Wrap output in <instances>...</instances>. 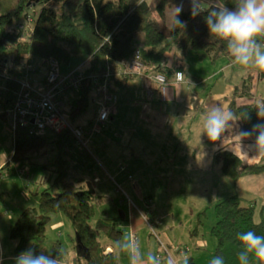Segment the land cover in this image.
I'll list each match as a JSON object with an SVG mask.
<instances>
[{
    "label": "trees",
    "instance_id": "trees-1",
    "mask_svg": "<svg viewBox=\"0 0 264 264\" xmlns=\"http://www.w3.org/2000/svg\"><path fill=\"white\" fill-rule=\"evenodd\" d=\"M181 2L184 11L179 19L186 23V28H178L174 20L171 26H167V8ZM220 3L234 7L230 0H220ZM35 6L40 8L36 11L34 29L30 34L12 27L23 14L25 17L29 8ZM210 7L205 4L204 11ZM204 15L206 13L196 17L191 15L190 0H0V62L7 59L10 63L8 74L0 76V86L8 89L5 103L8 104L20 88L22 64L27 55L37 63L34 74L39 67L47 69V61L52 57L60 61L61 72L64 73L62 66H69L73 57L65 41L67 28L74 30L78 52L89 59V67L85 69L87 74L100 71L104 66L100 65L101 60L127 62L137 52L149 70L173 77L181 66L169 70L164 66L168 54L174 50L182 56L194 52L216 63L229 55L225 43L210 36ZM142 34L144 43L139 47L137 40ZM261 43H264V38H261ZM124 81V77L114 76L111 91L115 94L117 85ZM251 88L250 81L245 80L241 88L235 89L228 107L238 118L246 117L241 120L244 129H250L258 122L257 105H239L236 98L251 96ZM92 92V85L86 81L79 90L70 93L66 111L74 123H79L77 118L87 112ZM0 118L6 120L4 116ZM93 121L87 126H91ZM93 136L85 147L68 130L50 131V135L45 132L39 136L29 135L23 128L16 131L14 153L3 168L12 162L32 163L31 154L39 153L49 144L57 153L53 186L35 192L38 206L22 209L9 230L10 238L16 243V256L30 247L37 253L41 252L53 216L62 213L75 233L79 250L77 264H120L123 254L117 251L116 245L123 240L125 231L122 226L127 219L120 215L109 217L103 210L92 223L97 216V202L105 198V195H97L93 182L83 177L87 163L95 160L90 149ZM237 156L229 150L215 152L214 161L225 177L237 180L245 174L264 173V159L260 163L245 164ZM214 209L217 222L211 229V236L216 240L215 257L223 256L225 264H240L238 255L242 245L237 239L238 234L252 230L264 236V221L256 222L254 206L238 195L218 200ZM249 264L260 262L251 257Z\"/></svg>",
    "mask_w": 264,
    "mask_h": 264
},
{
    "label": "crops",
    "instance_id": "crops-1",
    "mask_svg": "<svg viewBox=\"0 0 264 264\" xmlns=\"http://www.w3.org/2000/svg\"><path fill=\"white\" fill-rule=\"evenodd\" d=\"M86 64L89 67L87 57L76 67L81 66L83 68ZM177 66H181L179 70L184 73L185 80L179 84H171L166 99H163L156 82L149 84L141 75L124 76L125 81L117 85L115 93L120 89H126L128 92L126 97L118 99L117 113L104 123L103 129L112 126V123H114L112 121L117 117L122 132L118 135V139L123 141L118 158H127L129 155L133 157L132 169L123 166V164L117 167V177L121 181L120 185L124 184L133 193L139 192L142 194L144 187L142 188L141 183L132 176L137 172L144 174L145 171L143 169L141 171L137 166L139 162L143 161L142 155L144 153L141 152L147 151L152 165L155 164L157 167L155 174L170 173V177H166L170 178L171 182L181 178V180L186 181L187 188L211 194L217 191L223 192L224 190L222 188L218 189L217 186L218 183L223 182L224 187H228L230 190V194L238 195L254 206L255 211L258 210L260 213V222L264 221V173L245 174L237 180L225 177L220 166L214 161V154L218 150L229 149L213 145L206 135L202 136V119L209 108L213 105H221L229 111L228 107L235 89L241 88L245 80L251 83V96H238L236 98L237 104H264V72L254 68H242L234 64L230 56L220 59L216 63H212L209 58L199 56V61L194 64L190 61L188 54L182 56L180 53H169L164 67L169 70L177 68ZM71 69L72 67L64 69L63 72L66 73ZM45 73L46 68L39 67V70L32 76L33 82L44 81ZM137 76L143 78L144 85L143 100L140 104V100L134 98L137 96L133 95L132 91L133 89L141 90L142 88L139 84H137L139 86L130 84V81ZM169 76L173 78V75ZM148 85L154 88L153 95H149ZM132 99L134 100L131 101ZM91 120L93 119L89 118L86 121L88 123ZM130 122H133V125H129ZM239 127L244 129L242 121H239ZM245 143L250 142L246 141ZM230 146L226 145V147ZM103 148L106 149V147ZM181 148H186L189 151L186 156L179 155ZM235 150L245 164L260 163L264 159H251L242 154L238 148ZM251 155H254V153H249V156ZM162 157H165L166 163L159 159ZM165 164L172 166L171 169L166 171L161 169ZM100 168L102 169L101 172L105 170L104 167ZM90 170L95 177L99 178L98 183H102L103 176L97 171L98 169L91 168ZM106 170V175L111 176ZM224 177L231 182H226ZM106 183L107 181H104L102 185ZM171 189V185L168 186V190ZM176 189L177 185L172 190ZM220 199H217V201ZM141 214L143 212L133 202L128 203L127 211H124L127 221L122 227L124 231L127 229L130 237L135 235L138 239L141 236V241H145L144 230L147 225L145 222H148V220L146 217H141ZM154 218L157 222L158 218ZM13 219L7 211L2 210L0 214V264H6L9 261L15 262V251L6 256L3 241L4 233L9 235ZM66 224L64 216L59 213L55 218H52L47 229V236L49 228L50 232L57 234L59 240H57L56 247L59 248V251H62L60 239L63 236L60 231L66 227ZM165 237L169 239L167 234ZM109 250L112 252L111 249ZM141 252L143 253L142 249ZM77 260L78 257L74 260L76 264Z\"/></svg>",
    "mask_w": 264,
    "mask_h": 264
},
{
    "label": "rangeland",
    "instance_id": "rangeland-1",
    "mask_svg": "<svg viewBox=\"0 0 264 264\" xmlns=\"http://www.w3.org/2000/svg\"><path fill=\"white\" fill-rule=\"evenodd\" d=\"M39 8L40 6L29 8V12L38 11ZM167 14V26H171L175 16L173 7L167 8ZM23 19L24 14L19 21H23ZM15 26L16 22L12 27L15 28ZM73 34L74 30L72 28L65 30V41L73 52V57L70 65L65 66L64 64L62 70L76 67L86 58L85 55L78 52ZM143 43L144 35L142 34L137 40V46L140 47ZM173 52L179 54L176 50ZM188 56L194 64L199 61L197 53L189 52ZM104 64L105 60H101L100 65ZM87 67L88 65L86 64L83 70L85 71ZM130 84L141 86V90L133 89L132 91V94L137 96L134 98L140 100V104L144 94L143 78L137 76L130 81ZM127 92L128 90L126 89H120L115 93L114 106L116 113L118 99L126 97ZM94 99V92H92L89 108L87 112L77 118V122L87 124V119L94 118L93 111L97 105ZM112 122H114L112 126L104 129L105 125L102 123L100 125L101 130L93 136L90 149L95 160H90L87 163L83 173V177L93 182L97 195H105V199L97 202V216L92 223L103 210L108 212L109 217L122 216L123 212L127 211V204L133 202L147 216L148 220V222H145L147 225L144 230L145 241L147 240V242L141 241V236L138 237L140 250L142 249L143 253L151 252L160 257L161 264H167L169 256L162 249L161 243H163L167 246L169 255L175 258L176 264H211L212 259L215 257L216 249V240L211 236V229L217 222L214 206L217 199L232 196L228 187L225 188L223 182L221 184L218 183V189L222 188L224 191H217L211 194L187 188L186 181L181 180V178L171 182L170 178L166 177H170V173L155 174L156 165H152L147 151H142L141 153H144L142 155L143 161L138 163L137 168L145 172L144 174L137 172L132 177L140 182L144 189L142 194L139 192L133 193L124 184L121 186V181L117 177V167H120L119 165L123 164V166H128L132 169L131 162L133 157L129 155L127 158H118L121 145L123 144V141L118 139V135L122 132L117 117ZM129 125H133V122H130ZM46 133L50 135V131H46ZM103 147H106V149ZM188 152L186 148H181L179 155L186 156ZM13 153L14 135L7 121L0 118V214L2 210L7 211L14 218V223L22 209L38 206V202H36L38 201V196L35 195V192L53 186L56 177L57 153L53 150V146L49 144L39 153L31 154L32 163L16 164L12 162L3 168L11 159ZM159 159H162L164 163L167 162V160H164L165 157ZM100 167L107 169L106 171L111 176L106 175L105 170L101 172L102 169ZM171 167L169 164H165L161 169L166 171L170 170ZM90 168L98 169L97 171L103 176L102 183L95 182L94 173L88 170ZM216 168L218 169V166ZM224 180L231 182L227 178ZM104 181H107V183L102 185ZM170 185L172 189L177 185V189L168 190ZM57 215L59 214L54 215L53 218ZM62 216L67 222L66 227L60 231L63 235L60 241L62 242L61 249L64 254V264H76L74 260L78 257L79 250L76 248L75 233L68 218L64 214ZM154 217L158 218L157 222ZM255 221L260 222L258 210L255 213ZM149 222L154 224L153 229L148 226ZM195 232H197V235H194ZM166 234L169 239L165 237ZM56 235L50 232L49 228L47 241L41 246V251L49 253L59 251V248L56 247L57 240H59ZM128 236L129 232L126 229L123 239ZM3 241L6 256L14 253L16 243L11 240L10 235L4 233ZM6 264H15V262L9 261ZM121 264H130L127 255L123 254Z\"/></svg>",
    "mask_w": 264,
    "mask_h": 264
},
{
    "label": "clouds",
    "instance_id": "clouds-1",
    "mask_svg": "<svg viewBox=\"0 0 264 264\" xmlns=\"http://www.w3.org/2000/svg\"><path fill=\"white\" fill-rule=\"evenodd\" d=\"M233 8L220 0H190V11L193 17L204 15V22L210 36H215L226 45V52L234 64L242 68H254L264 72V0H230ZM205 4L211 7L204 11ZM174 24L185 29L186 23L179 19L184 11L183 2L173 5ZM177 75L183 73L177 72ZM258 122L250 129L239 127L234 112L227 111L221 105H213L202 119V136L206 135L213 145L232 150L237 156L236 148L251 159L264 158V104L257 105ZM249 141L250 143H245ZM226 145H231L226 147ZM249 153L254 155L249 156ZM238 157V156H237ZM141 217H147L141 214ZM242 250L238 259L240 264H249L255 257L264 264V236L249 230L238 234ZM117 251L128 257L130 264H161L160 258L149 252L142 253L137 240L128 236L117 242ZM15 264H64L62 251L37 253L35 248H28L15 257ZM167 264H176L169 255ZM211 264H225L223 256H216Z\"/></svg>",
    "mask_w": 264,
    "mask_h": 264
},
{
    "label": "built area",
    "instance_id": "built-area-1",
    "mask_svg": "<svg viewBox=\"0 0 264 264\" xmlns=\"http://www.w3.org/2000/svg\"><path fill=\"white\" fill-rule=\"evenodd\" d=\"M37 12L28 11L23 21L16 22L15 28L30 34L34 29ZM36 61L27 55L22 64V77L20 88L14 98L8 104L6 101V86H0V116H4L13 135L19 128L27 130L29 135H43L46 131L59 132L70 131L83 144L88 147L91 137L99 132L101 124L105 123L112 115L116 114L115 94L111 79L131 75H141L151 84L156 82L163 99L167 98V91L171 84H179L185 80L184 73L173 78L168 74L149 70L140 58L139 52L130 61H114L106 59L104 66L98 72L87 74L81 66L64 74L61 72V63L57 58L47 61L46 77L42 82L34 83L32 75L37 70ZM9 60L0 62V76H6L9 72ZM88 81L94 92V102L97 103L93 111V124L87 126L83 123H74L66 108L69 104V95L72 91L81 88ZM149 95H153L154 88L148 85ZM99 181V178H95ZM130 200V199H129ZM132 203V202H131ZM153 229L152 222L148 224ZM138 241L135 235L131 236ZM139 243V242H138ZM162 249L169 256L168 248L161 243ZM110 251V250H108Z\"/></svg>",
    "mask_w": 264,
    "mask_h": 264
},
{
    "label": "water",
    "instance_id": "water-1",
    "mask_svg": "<svg viewBox=\"0 0 264 264\" xmlns=\"http://www.w3.org/2000/svg\"><path fill=\"white\" fill-rule=\"evenodd\" d=\"M30 5V3L28 4V6ZM89 186H90V188H92V185H91V183H89ZM92 191H94V189L92 188ZM121 218L122 219H124L125 218V215H124V212H123V214H122V216H121ZM77 240H78V243H79V238L77 237Z\"/></svg>",
    "mask_w": 264,
    "mask_h": 264
}]
</instances>
